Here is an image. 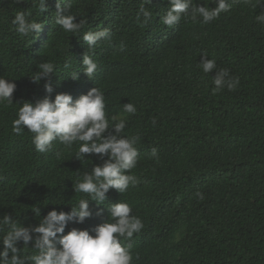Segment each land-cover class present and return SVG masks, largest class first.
<instances>
[{
    "label": "trees",
    "instance_id": "16d2710c",
    "mask_svg": "<svg viewBox=\"0 0 264 264\" xmlns=\"http://www.w3.org/2000/svg\"><path fill=\"white\" fill-rule=\"evenodd\" d=\"M166 1L152 0V19L140 27V0H71L70 14L88 21L73 35L52 20L57 0H47L44 14L33 0H0V76L17 85L14 103L0 104V217L10 214L20 224L37 225L53 208L70 211L81 198L89 199L72 184L102 163L97 154L77 160V144L67 148L53 141L38 152L33 133L12 131L15 102L46 95L45 81L36 84L30 77L47 61L55 65L52 98L63 92L75 99L97 87L105 96L106 116L125 119L122 135L138 137L139 158L129 173L137 184L123 194L110 189L104 205L89 201L92 215L82 224L70 221L65 233L72 227L91 230L108 218L107 205L120 201L144 225L130 240L122 239L136 246L132 254L138 250L132 264H264V24L255 20L264 4L229 0L231 10L208 24L182 17L167 29L155 20ZM205 1L194 0L216 6ZM15 11L31 13L42 31L18 34L11 23ZM103 24L112 40L90 50L82 36ZM85 51L98 65L90 79L82 72ZM202 53L239 77V86L213 94L215 70L205 74L199 67ZM76 72L80 79L73 81ZM128 102L135 114L123 111ZM152 148L158 161L150 156ZM35 208L41 217H35ZM19 246L22 254H32Z\"/></svg>",
    "mask_w": 264,
    "mask_h": 264
},
{
    "label": "clouds",
    "instance_id": "9594fccd",
    "mask_svg": "<svg viewBox=\"0 0 264 264\" xmlns=\"http://www.w3.org/2000/svg\"><path fill=\"white\" fill-rule=\"evenodd\" d=\"M206 2L205 0H200ZM166 7L162 6L155 12V20L163 28H176L182 17H187L194 22L208 24L218 18L221 12L231 10L229 0H214L215 7L209 8L194 2V0H167ZM251 3V0H244ZM14 3H25V0H14ZM264 4V0H256V5ZM152 0H140L136 11V19L140 27H146L152 19L150 10ZM33 6H38L44 14L49 11L47 0H33ZM71 0H57L55 15L52 20L59 25L65 33L78 35L87 25L86 18L77 19L70 14ZM31 13L15 11L11 20L14 30L21 36L39 34L43 24L37 20H30ZM256 22L264 24V11L255 16ZM108 26L103 24L102 29L86 31L82 36L88 48L94 49L100 41H111L113 33ZM121 42L120 49H124ZM81 64L83 74L90 79L97 69V63L88 52L82 55ZM38 71L30 77L33 83L45 81L43 98L31 101H17L16 119L12 121V131L22 135L25 130L33 133L32 143L35 150L45 152L50 149L53 141L72 148L78 145L75 158L80 162L86 154H97L100 164H93L90 171H84L72 184L74 192L85 193L89 199L81 198L71 210L57 211L55 208L46 216L40 218L37 225L31 223L20 224L10 214L0 217V264H132L138 256L133 244H124L123 240H130L144 227L142 220L132 215V208L126 202H116L107 205L108 218L96 225L91 230L72 227L65 233L70 221L82 224L85 218L92 215L89 210V201L96 205H104L110 189L119 194L125 193L130 186L137 184V177L129 174L136 167L139 151L135 146L138 137L122 135L126 128V120L118 116L109 119L105 111L104 93L97 87L90 88L78 98H73L69 93H56L52 98L54 88L51 75L55 71L52 62H41ZM64 67L70 68L71 64L65 62ZM199 67L205 74L212 76L213 94L227 87L229 91L235 90L240 79L230 75L229 69L218 68L214 59H209L207 53L200 55ZM73 81L80 79L79 72L70 75ZM59 83V81H57ZM15 80L5 79L0 76V104L5 102L13 104V93L16 89ZM123 111L128 114L137 112L136 106L124 103ZM155 124V120H153ZM59 156L60 154L57 153ZM150 156L159 160L158 150L152 148ZM107 157V158H105ZM197 197L204 199V194L197 192ZM35 217H41L40 208L33 210ZM100 215V212L97 213ZM6 229V231H5ZM24 248L30 247L32 254L23 253ZM138 258V257H137Z\"/></svg>",
    "mask_w": 264,
    "mask_h": 264
}]
</instances>
